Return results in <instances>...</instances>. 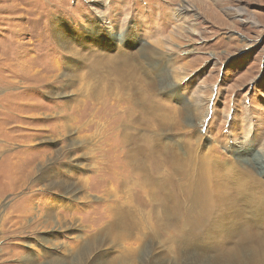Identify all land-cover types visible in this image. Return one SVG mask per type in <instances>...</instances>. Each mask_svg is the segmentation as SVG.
I'll return each instance as SVG.
<instances>
[{"label":"bare ground","instance_id":"6f19581e","mask_svg":"<svg viewBox=\"0 0 264 264\" xmlns=\"http://www.w3.org/2000/svg\"><path fill=\"white\" fill-rule=\"evenodd\" d=\"M53 31L74 59L31 79L61 81L47 94L60 98V113L73 108L77 121L67 116L63 124L69 164L60 170L72 177L55 167L64 147L37 163L35 182L55 190L53 204L32 210L33 225L50 228L39 239L48 245L41 254L58 251L46 264L158 262L146 257L159 243L183 264H264V181L204 143L202 104L187 100L181 112L166 105L179 89L157 81L160 52H129L121 36L102 42L94 29L74 33L56 23ZM86 186L101 191L103 211L89 205ZM73 199L88 204V218L75 217L81 207ZM60 233L72 243L60 241Z\"/></svg>","mask_w":264,"mask_h":264},{"label":"rangeland","instance_id":"374dc122","mask_svg":"<svg viewBox=\"0 0 264 264\" xmlns=\"http://www.w3.org/2000/svg\"><path fill=\"white\" fill-rule=\"evenodd\" d=\"M56 23L74 33L99 30L102 42L121 36L129 52L159 51L157 81L179 89L166 105L181 112L187 100L202 104L204 143L264 181V0H0V264H29L27 257L34 256L32 264H46L58 253L41 254L48 245L39 239L50 228L33 225L32 212L53 204L55 191L35 182L37 163L52 150H66L64 118L77 121L73 108L60 113V98L47 94V86L61 81L31 79L49 74L56 61L65 66L74 59L55 41ZM68 161L66 150L55 167L64 169ZM92 171L88 167L87 175ZM61 172L64 179L72 177ZM84 188L93 197L89 205L103 211L101 191ZM76 205L81 209L75 217L88 218V204ZM157 246L146 258L159 256L158 262L142 264H183L173 252L166 255V243Z\"/></svg>","mask_w":264,"mask_h":264}]
</instances>
